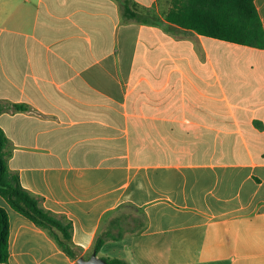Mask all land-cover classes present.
Instances as JSON below:
<instances>
[{
	"label": "crops",
	"instance_id": "obj_1",
	"mask_svg": "<svg viewBox=\"0 0 264 264\" xmlns=\"http://www.w3.org/2000/svg\"><path fill=\"white\" fill-rule=\"evenodd\" d=\"M129 1L165 26L125 18L120 0H0L9 169L72 222L77 260L133 204L145 229L99 258L264 264V49L170 24L172 0ZM0 207L2 264H78L2 197Z\"/></svg>",
	"mask_w": 264,
	"mask_h": 264
},
{
	"label": "trees",
	"instance_id": "obj_2",
	"mask_svg": "<svg viewBox=\"0 0 264 264\" xmlns=\"http://www.w3.org/2000/svg\"><path fill=\"white\" fill-rule=\"evenodd\" d=\"M124 16L141 23L165 26L156 15L140 14L129 0H120ZM170 24L185 30L223 41L264 49V26L255 0H172L171 8L164 13ZM6 106L0 104V115ZM8 140L0 128V197L18 213L45 231L57 246L70 258L77 260L73 244V225L65 217L46 210L39 197L22 187L17 173L7 163ZM146 227L143 211L126 204L115 215L109 216L97 233L93 250L97 254L108 242H115L142 232ZM10 223L7 211L0 207V264L7 263ZM108 264H128L124 259H107Z\"/></svg>",
	"mask_w": 264,
	"mask_h": 264
},
{
	"label": "water",
	"instance_id": "obj_3",
	"mask_svg": "<svg viewBox=\"0 0 264 264\" xmlns=\"http://www.w3.org/2000/svg\"><path fill=\"white\" fill-rule=\"evenodd\" d=\"M78 264H108L107 261L101 259L97 256L96 252H93L90 258L85 259L84 257H80L77 260Z\"/></svg>",
	"mask_w": 264,
	"mask_h": 264
},
{
	"label": "rangeland",
	"instance_id": "obj_4",
	"mask_svg": "<svg viewBox=\"0 0 264 264\" xmlns=\"http://www.w3.org/2000/svg\"><path fill=\"white\" fill-rule=\"evenodd\" d=\"M141 157L146 158V159L151 158V156H147V155H142Z\"/></svg>",
	"mask_w": 264,
	"mask_h": 264
}]
</instances>
